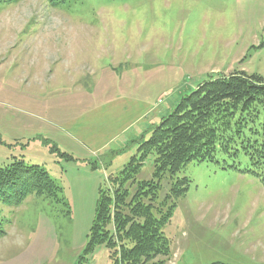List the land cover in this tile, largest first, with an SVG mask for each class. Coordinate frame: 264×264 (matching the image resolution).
Instances as JSON below:
<instances>
[{
  "label": "rangeland",
  "instance_id": "rangeland-1",
  "mask_svg": "<svg viewBox=\"0 0 264 264\" xmlns=\"http://www.w3.org/2000/svg\"><path fill=\"white\" fill-rule=\"evenodd\" d=\"M241 72L264 79V0L0 3V167L23 160L61 188L17 206L0 197V264L119 263L121 245L87 251L101 187L127 195L126 229L115 231L112 205L106 237L131 248L146 225L139 236H156L149 264H264V100L248 112L228 104V117L210 125L216 159L186 163L173 178H155V156L139 150L184 97ZM131 103L148 113L117 158L115 147L90 157L67 137ZM179 184L187 191L176 196ZM139 204L153 211L140 215Z\"/></svg>",
  "mask_w": 264,
  "mask_h": 264
},
{
  "label": "trees",
  "instance_id": "trees-1",
  "mask_svg": "<svg viewBox=\"0 0 264 264\" xmlns=\"http://www.w3.org/2000/svg\"><path fill=\"white\" fill-rule=\"evenodd\" d=\"M21 1L23 0H0V3H19ZM263 100L264 79L248 76L243 72L228 76L218 74L211 77L210 80L194 90L191 95L184 97L173 111L162 119L160 124L153 129L150 139L139 145L140 154L144 158L151 154L155 156L154 177L158 179L164 173H168L173 178L183 168L182 165L191 161H213L216 159L217 143H215L210 125L215 118L219 116L221 120H224L228 117L229 114L226 111L228 104L243 105L242 110L248 112L254 102L262 103ZM234 114L235 112L231 110V119ZM235 123L232 128H235V131L236 128H240L238 125L243 127L237 121ZM235 133L233 132V136ZM233 136L229 138V144L235 142ZM219 147H221L222 152H231L226 143H222ZM262 150L264 156V140L258 145V153L261 155ZM145 152L150 153L144 156ZM61 156L68 158V160L72 159L66 154ZM139 159L133 158L132 163L139 162ZM179 188L180 184L173 186L172 193L178 196L187 191V187ZM60 191L61 188L42 167L28 166L23 160L4 168L0 167V197L4 194L3 199L8 204L17 206L29 195L53 198L58 196ZM126 196L124 193L113 198L107 194L103 187L99 189L95 218L88 236L87 251H92L97 245H105L110 249L114 248V250L117 245H121V251L123 250L121 260L119 263H117L118 260H114V264H149L148 261L154 259L157 253L154 246L156 236H139L140 233H147L146 225L141 228L139 234H134L137 237H135V244L131 248H127L124 240L120 238L117 242L115 240L110 241L103 231L107 223H112L109 216L112 205L115 231H119V235L125 231L128 222L123 226L120 210L127 206L124 204ZM142 201L139 200V203ZM151 210L150 206L138 205L140 215L142 213L148 215ZM131 233L130 230L127 236ZM4 235L5 232L0 224V238ZM162 239L164 238L159 237V240Z\"/></svg>",
  "mask_w": 264,
  "mask_h": 264
},
{
  "label": "crops",
  "instance_id": "crops-1",
  "mask_svg": "<svg viewBox=\"0 0 264 264\" xmlns=\"http://www.w3.org/2000/svg\"><path fill=\"white\" fill-rule=\"evenodd\" d=\"M147 110L148 107L141 103L125 104L116 112L109 111L110 114L118 113L120 116H111L112 118L108 119V124L102 122L85 128H73V126L71 130H68L67 137L76 142L90 157L97 158L99 154L106 152L107 149L115 147L117 149L111 151L113 154L112 159L117 158L119 156L118 152L125 150L135 138L128 140L137 124L143 122L148 113ZM104 111L106 112L105 109ZM122 111L128 113V116H122ZM134 114H138V116L133 118ZM102 166L106 170L107 166L105 164Z\"/></svg>",
  "mask_w": 264,
  "mask_h": 264
}]
</instances>
